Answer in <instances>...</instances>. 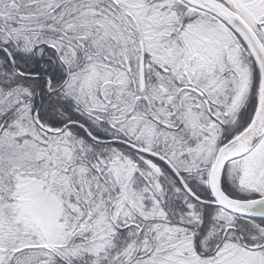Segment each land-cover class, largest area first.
Returning <instances> with one entry per match:
<instances>
[{"label":"snow or ice","instance_id":"1","mask_svg":"<svg viewBox=\"0 0 264 264\" xmlns=\"http://www.w3.org/2000/svg\"><path fill=\"white\" fill-rule=\"evenodd\" d=\"M0 264H264V0H0Z\"/></svg>","mask_w":264,"mask_h":264}]
</instances>
